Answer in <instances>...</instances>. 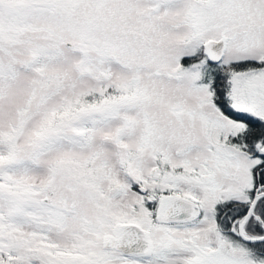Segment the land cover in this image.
<instances>
[{
    "label": "rangeland",
    "instance_id": "rangeland-1",
    "mask_svg": "<svg viewBox=\"0 0 264 264\" xmlns=\"http://www.w3.org/2000/svg\"><path fill=\"white\" fill-rule=\"evenodd\" d=\"M199 31L224 36L215 65L199 63ZM246 61L262 66L235 68ZM217 68L234 106L264 118V0H214L212 11L200 0H0V264H184L182 242L155 240L150 258L101 245L134 198L149 233L172 194L199 206V235L187 237L198 264H264L217 224L218 202L248 208L258 161L227 140L244 123L213 101L205 80ZM133 154L156 177L151 204L124 191L120 162ZM165 177L180 193L164 192Z\"/></svg>",
    "mask_w": 264,
    "mask_h": 264
},
{
    "label": "flooded vegetation",
    "instance_id": "flooded-vegetation-1",
    "mask_svg": "<svg viewBox=\"0 0 264 264\" xmlns=\"http://www.w3.org/2000/svg\"><path fill=\"white\" fill-rule=\"evenodd\" d=\"M203 4V6L209 10L212 11L214 9V0H200ZM201 18L199 16V29L201 30ZM201 32L199 31V63L203 62V58H205L206 63H210L212 65H215V62H212L209 60L207 54H205L204 50H203V40L200 39V34ZM212 39V38H210ZM214 39V38H213ZM212 92V91H211ZM132 152L134 153V150H132ZM137 155L133 154L130 159L126 158L121 160L120 162V169L121 171L124 173L123 179H124V191L126 192L127 190L130 191L131 193H133L134 191H136V193L134 195H136L137 193H141L145 200L148 201V203L151 201V199L154 198V193L152 192L153 190H155L154 186H155V178L154 176L151 175H143L141 176L138 172V161L135 158ZM129 165L132 166V171L130 172L129 170ZM137 168V169H135ZM175 180H180V178H175ZM172 181V177H165L164 180L160 183L161 185H165V187L163 188L164 192L166 194H171L173 192H179V185L178 183H175L176 185H169V183H171ZM125 184V185H124ZM141 188L143 190H141ZM160 189V188H159ZM177 190V191H175ZM52 191L49 189L48 190V194H51ZM170 196V200H168L166 203H164V205L162 206V212H163V217L161 220H158L160 222V224L155 227L153 224L150 225L151 223L148 225L153 226L148 228L147 230L149 231V233L145 230L146 228H144L142 225H140L136 220H135V215L137 214V197L133 199V201L130 203V205L134 208L131 209L129 211H126V217L123 218L121 221H115L112 223V225H110V232H111V237H108V241H107V248H104V251L109 252V250L111 249H117L118 251H120V253L125 256V257H129L131 255H136V256H142L145 258H150L152 256V253L155 251L156 254L159 253L160 251L156 248V242L155 240H158L159 242H162L165 247L167 248V250H169V246L172 245V247H176L179 245V242H182V244H184L185 246L188 247L187 251H183V252H178V254H180L182 256V260L184 261V264H198L199 261V240H196V243L190 238L188 239L187 237L191 236V234L193 232H197V236L199 235V206L195 205L193 203V211L192 213L187 216V217H183L185 210L184 207L181 203L179 204H174L172 203V200L174 198H178V197H174L176 195H169ZM181 200H184L183 197H179ZM157 200V199H156ZM187 200V199H185ZM42 205L46 204V205H51L52 203L49 202L48 198L46 202H42ZM151 204V203H149ZM40 211V210H38ZM115 223H132V224H136L138 226H140L141 228H143V230L145 231V233L147 235H149L150 239H151V248L149 251L147 252H136V251H130V252H125L122 248L126 247V248H137L139 246V238L137 237L135 239V241L130 242V243H125V241L127 240V235L126 234H118L117 236L113 235L112 233V228L113 225ZM247 225L244 224L243 229L245 231H247ZM161 228H163L165 230V234L163 236H161L160 234H156V237L159 238H155L152 235V231L154 230L156 233L157 231H161ZM221 229V228H220ZM184 230V231H183ZM234 228H230L229 230H225V229H221L222 232H226L227 235L231 236L228 237V239H236V237L239 239L240 242L244 241V239H242L239 234L238 236H235V232L233 231ZM183 233L184 238L181 239L180 235H176L177 233ZM106 233H102V236L105 235ZM221 236V235H220ZM223 239V249L225 252L229 253V250H232V246H231V242L226 240V238H224L222 236ZM101 245L103 247H105V245H103V241H102V237H101ZM177 250H174V253ZM7 252L9 253V255H11V249L7 248ZM158 257V256H157ZM173 257V256H172ZM38 264V262H37Z\"/></svg>",
    "mask_w": 264,
    "mask_h": 264
},
{
    "label": "trees",
    "instance_id": "trees-1",
    "mask_svg": "<svg viewBox=\"0 0 264 264\" xmlns=\"http://www.w3.org/2000/svg\"><path fill=\"white\" fill-rule=\"evenodd\" d=\"M238 70L247 68L248 66L260 67V63L255 64V61H246L240 63ZM212 65V64H211ZM209 71V70H208ZM212 71V72H211ZM207 74V80L205 83L208 84L212 91L213 101L218 108L227 116L232 117L238 121L244 123V127L237 131L235 134L228 137V141L232 144L241 146L242 148H250L252 156H257L258 161L252 167L253 171V185L264 186V122L256 115H252L245 110H239L234 106V103L230 101L229 90L227 83H225L224 75L225 72L220 69H211ZM263 147V150L258 149V145ZM254 188L249 190L250 197H252ZM256 215L250 220L247 231L249 236L262 235L264 231V195L260 196L256 200L254 206ZM218 208V222L217 224L221 229L229 230L235 221L240 217L242 218L246 209L247 203H239L236 200H224L217 203ZM258 233V234H256ZM244 245H249L250 248H246L249 251L258 253V255L264 256V241L256 242H245ZM262 257V256H259ZM263 258V257H262Z\"/></svg>",
    "mask_w": 264,
    "mask_h": 264
},
{
    "label": "water",
    "instance_id": "water-1",
    "mask_svg": "<svg viewBox=\"0 0 264 264\" xmlns=\"http://www.w3.org/2000/svg\"><path fill=\"white\" fill-rule=\"evenodd\" d=\"M224 45H225L224 44V36H222L221 38L216 39V40L215 39H208V40L204 41V43H203V50L207 54L210 61L216 62V61L220 60L222 55H223ZM263 121H264V118H263ZM259 187L260 186H258L256 188V190L259 189ZM141 190H143V189L141 188ZM256 190H255V194L252 197L241 222L238 225V234L242 239H244L246 241L264 240V235H261L258 237H249V236H246L243 234V229H242L243 224L245 223L247 217L249 216L257 198L264 194V190H261V191H256ZM41 201L46 202L47 198L43 197L41 199ZM172 203H174V204L181 203L183 205L184 210H185L183 217L189 216L193 211V206L185 200H181L179 198H174L172 200ZM112 232L115 236H117L118 234H126L128 238L125 241V243L133 242V241H135V239L137 237L139 238V246L137 248H134V249L123 247L122 249L125 252H130V251L147 252L151 248L150 237L145 233V231L140 226H138L136 224L116 223L112 228ZM107 241H108V237L106 235H104L103 236V245L106 246Z\"/></svg>",
    "mask_w": 264,
    "mask_h": 264
}]
</instances>
